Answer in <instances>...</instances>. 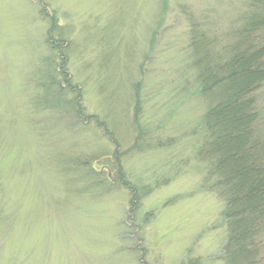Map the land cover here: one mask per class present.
<instances>
[{
    "label": "rangeland",
    "instance_id": "obj_1",
    "mask_svg": "<svg viewBox=\"0 0 264 264\" xmlns=\"http://www.w3.org/2000/svg\"><path fill=\"white\" fill-rule=\"evenodd\" d=\"M248 4L0 0V264H223L193 42L223 51ZM47 59L80 123L38 105Z\"/></svg>",
    "mask_w": 264,
    "mask_h": 264
},
{
    "label": "trees",
    "instance_id": "obj_2",
    "mask_svg": "<svg viewBox=\"0 0 264 264\" xmlns=\"http://www.w3.org/2000/svg\"><path fill=\"white\" fill-rule=\"evenodd\" d=\"M193 43L195 95L207 102L197 126V156L209 162V188L224 206L226 240L219 258L223 264H264V121L254 94L264 82V0H249L233 43L223 51ZM47 63L51 71L38 105L64 109L80 123L79 101L68 98L58 67Z\"/></svg>",
    "mask_w": 264,
    "mask_h": 264
}]
</instances>
